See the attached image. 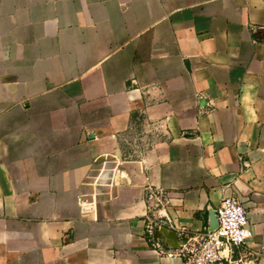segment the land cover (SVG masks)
<instances>
[{"label":"crops","instance_id":"1","mask_svg":"<svg viewBox=\"0 0 264 264\" xmlns=\"http://www.w3.org/2000/svg\"><path fill=\"white\" fill-rule=\"evenodd\" d=\"M230 195L264 264V0H0V264H183Z\"/></svg>","mask_w":264,"mask_h":264},{"label":"built area","instance_id":"2","mask_svg":"<svg viewBox=\"0 0 264 264\" xmlns=\"http://www.w3.org/2000/svg\"><path fill=\"white\" fill-rule=\"evenodd\" d=\"M156 129H146L144 134L153 133ZM146 201L148 212L155 217L156 211L161 215L160 211L169 199L164 189L147 185ZM215 213L218 223L215 228H207L199 238H186L177 248H165L157 242L159 254L180 259L183 264H254V258L235 256V248L245 245L252 235L245 205L233 195L226 196ZM157 225L161 228V223Z\"/></svg>","mask_w":264,"mask_h":264},{"label":"water","instance_id":"3","mask_svg":"<svg viewBox=\"0 0 264 264\" xmlns=\"http://www.w3.org/2000/svg\"><path fill=\"white\" fill-rule=\"evenodd\" d=\"M215 216H216V213H215ZM216 219H217V217H216ZM217 224H216V226H217ZM214 225L215 224H213V226ZM157 234H158V238L165 240L173 248H177L181 244V240L179 239L178 233L173 229H169L166 227L158 228Z\"/></svg>","mask_w":264,"mask_h":264}]
</instances>
